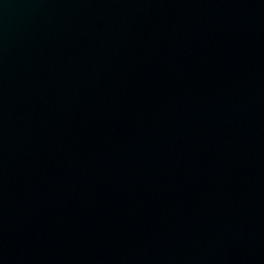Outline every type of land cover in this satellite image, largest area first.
<instances>
[{
  "label": "water",
  "instance_id": "1",
  "mask_svg": "<svg viewBox=\"0 0 264 264\" xmlns=\"http://www.w3.org/2000/svg\"><path fill=\"white\" fill-rule=\"evenodd\" d=\"M0 264H264V0H0Z\"/></svg>",
  "mask_w": 264,
  "mask_h": 264
}]
</instances>
